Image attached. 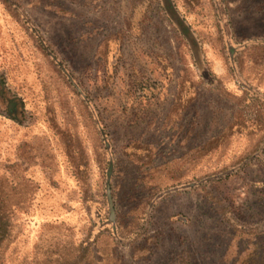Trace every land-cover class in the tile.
Masks as SVG:
<instances>
[{"label": "rangeland", "instance_id": "rangeland-1", "mask_svg": "<svg viewBox=\"0 0 264 264\" xmlns=\"http://www.w3.org/2000/svg\"><path fill=\"white\" fill-rule=\"evenodd\" d=\"M4 264H264V0H0Z\"/></svg>", "mask_w": 264, "mask_h": 264}, {"label": "trees", "instance_id": "trees-1", "mask_svg": "<svg viewBox=\"0 0 264 264\" xmlns=\"http://www.w3.org/2000/svg\"><path fill=\"white\" fill-rule=\"evenodd\" d=\"M16 193L0 190V264H4V254L21 234V223L16 215L19 210L26 209L16 202ZM57 264H67L61 256L57 258ZM53 262L47 256L43 264Z\"/></svg>", "mask_w": 264, "mask_h": 264}]
</instances>
